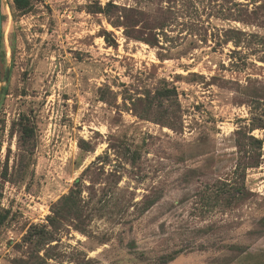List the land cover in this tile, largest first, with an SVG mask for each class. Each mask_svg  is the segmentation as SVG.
<instances>
[{
    "label": "rangeland",
    "instance_id": "obj_1",
    "mask_svg": "<svg viewBox=\"0 0 264 264\" xmlns=\"http://www.w3.org/2000/svg\"><path fill=\"white\" fill-rule=\"evenodd\" d=\"M31 5L1 2L0 264L77 179L84 230L63 225L47 264H264L263 48L225 37H264V0Z\"/></svg>",
    "mask_w": 264,
    "mask_h": 264
},
{
    "label": "trees",
    "instance_id": "obj_2",
    "mask_svg": "<svg viewBox=\"0 0 264 264\" xmlns=\"http://www.w3.org/2000/svg\"><path fill=\"white\" fill-rule=\"evenodd\" d=\"M12 2L14 5V9L22 15L28 13L32 6L31 0H12ZM108 6H110V4H107L106 8ZM96 13L105 14V10L98 11ZM239 21L245 22L241 19H239ZM225 33L230 34L228 37L225 35V37L228 39L227 43L231 42L235 48L240 47L239 45L242 42V37L256 41V43L263 48V50L261 51V56L258 57V61L264 64V37H260L255 34H245L239 30L233 29H228L225 31ZM217 39L219 40V37H217ZM233 54L236 55V57H234L235 59H237L236 61L241 62L242 64L245 63L247 57H244V55H240L238 51H231L230 56ZM170 92L174 93V91L167 90L158 91L156 93V96L158 98H165L167 97L166 94H169ZM263 128L264 123H261L255 126L252 125L251 130ZM238 134H242L241 136L244 139H247V143L240 141L237 142V147L240 151L241 148H244L245 146H248L250 148L254 147L257 150L261 149V140L256 139L252 136H248V138H246V134L241 132H238ZM259 158L260 154L257 153V156L253 159L237 162L232 174L238 177V181L234 182V186H231L226 190H220L221 192H223V195L225 194L228 196V199L226 201L227 204L231 202L230 199H244L245 171L249 168H255L258 165ZM81 185V180L77 179L74 182L73 188L68 192V194L62 196L53 205L50 211V215L46 217V224L32 225L29 227L23 237L22 242L24 244L31 245L32 250L28 254L23 255L20 258L13 259L12 264H47V261L49 259H52V255L49 253L54 248L52 243L56 241V238L59 235L63 225H65L69 221H72L75 222V228L84 230L82 227H80L81 223H83L81 219H83L84 216V204H82L83 202L81 198ZM153 203V201L149 202L146 208L152 206ZM6 216L7 215L3 214L0 217V225L6 219ZM41 252H43V255H40Z\"/></svg>",
    "mask_w": 264,
    "mask_h": 264
},
{
    "label": "water",
    "instance_id": "obj_3",
    "mask_svg": "<svg viewBox=\"0 0 264 264\" xmlns=\"http://www.w3.org/2000/svg\"><path fill=\"white\" fill-rule=\"evenodd\" d=\"M1 2L2 0H0V41H1V28H2V24H1ZM8 71L6 72V80L8 78Z\"/></svg>",
    "mask_w": 264,
    "mask_h": 264
}]
</instances>
